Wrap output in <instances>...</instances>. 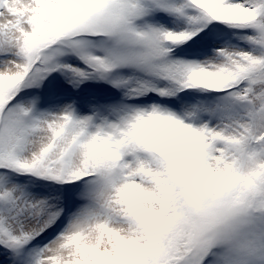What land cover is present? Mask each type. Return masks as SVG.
<instances>
[{
  "label": "snow or ice",
  "instance_id": "snow-or-ice-1",
  "mask_svg": "<svg viewBox=\"0 0 264 264\" xmlns=\"http://www.w3.org/2000/svg\"><path fill=\"white\" fill-rule=\"evenodd\" d=\"M0 264H264V0H0Z\"/></svg>",
  "mask_w": 264,
  "mask_h": 264
}]
</instances>
